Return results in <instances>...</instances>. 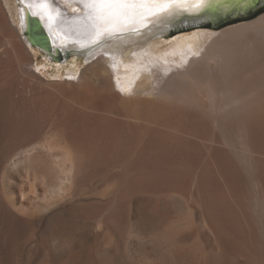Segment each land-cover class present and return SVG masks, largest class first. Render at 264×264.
Returning a JSON list of instances; mask_svg holds the SVG:
<instances>
[{
  "label": "bare ground",
  "instance_id": "obj_1",
  "mask_svg": "<svg viewBox=\"0 0 264 264\" xmlns=\"http://www.w3.org/2000/svg\"><path fill=\"white\" fill-rule=\"evenodd\" d=\"M16 1L17 24L33 53L25 32L28 14L39 17L49 34L50 58L84 54L92 62V76L105 75L107 86L95 85L93 93L81 97L84 111L75 108L57 120L26 108L7 82L5 91L0 88V173L5 179L0 264L24 259L25 244L39 231V212L47 209L52 216L56 211L49 209L58 202L70 212L74 179L90 168L104 164L98 169L105 171L122 163L123 175L150 178L177 172L173 162L182 159L217 162L228 187L258 190L254 237L264 257V15L219 33L165 39L183 27L211 25L214 16L231 21L243 13L250 16L264 8V0L241 12L223 10L221 0L216 13L161 15L145 21L146 27L136 25L138 32L95 44L87 36L80 0H46L43 6L41 0ZM6 28L2 22L0 37ZM8 45L13 63L31 53L18 40ZM250 146L261 157L248 155Z\"/></svg>",
  "mask_w": 264,
  "mask_h": 264
},
{
  "label": "rangeland",
  "instance_id": "obj_2",
  "mask_svg": "<svg viewBox=\"0 0 264 264\" xmlns=\"http://www.w3.org/2000/svg\"><path fill=\"white\" fill-rule=\"evenodd\" d=\"M9 1L0 0V24L5 22L7 26L6 34L0 37L2 91L7 82L15 97L25 101L26 108L51 114L56 120L75 108L83 110L81 97L98 85L107 86L105 75L92 76V62H87L84 54L70 51L66 58L54 60L34 46L33 53L17 24V1ZM263 15L264 8L218 27H183L165 39L169 42L201 31L219 33ZM9 40L22 42L31 52L21 55V63L11 60ZM85 110L92 112L86 107ZM247 148L248 155L259 157L253 146ZM173 164L179 174L161 173L151 179L123 175L122 163L105 167V171L98 169L104 164L97 165L85 176L75 177L70 212L61 210L60 202L50 207V212L56 211L52 216L47 209L39 212V231L25 244V257L17 264H264L254 237L260 211L254 201L258 190L228 187L217 162L182 159ZM205 169L208 171L204 175ZM4 184L1 172V197Z\"/></svg>",
  "mask_w": 264,
  "mask_h": 264
},
{
  "label": "snow or ice",
  "instance_id": "obj_3",
  "mask_svg": "<svg viewBox=\"0 0 264 264\" xmlns=\"http://www.w3.org/2000/svg\"><path fill=\"white\" fill-rule=\"evenodd\" d=\"M67 4L68 0H64ZM221 0H80L85 13L84 25L91 43L112 39L125 31L138 32L136 25L161 15L185 12L212 13ZM46 0H41V6ZM70 6V5H68ZM252 6V0H225V11L241 12ZM80 9L72 8V11ZM43 19V17H41Z\"/></svg>",
  "mask_w": 264,
  "mask_h": 264
},
{
  "label": "water",
  "instance_id": "obj_4",
  "mask_svg": "<svg viewBox=\"0 0 264 264\" xmlns=\"http://www.w3.org/2000/svg\"><path fill=\"white\" fill-rule=\"evenodd\" d=\"M260 1L261 0H252V5H255V4L259 5ZM259 11L254 12L250 16L254 15L255 13H257ZM214 13H216V11ZM245 17H249V16H246V14L243 13L242 16H240L239 18H245ZM27 18H28L27 19V28H26L25 32L27 33V36H28L29 40L31 41L32 45L34 47L40 48L45 53L51 52L52 41H51V38H50L49 34L47 33L46 29L44 28L43 23L41 22L40 18L37 16H32L31 14L30 15L28 14ZM219 19H220V17H218V16L212 17V19L210 20L211 26L212 27H218V26H220L226 22L231 21V20L227 19L226 17L221 18V20H219ZM69 53L70 52H67L66 54H60L59 53V54H56L51 59L61 60V59L66 58V56Z\"/></svg>",
  "mask_w": 264,
  "mask_h": 264
}]
</instances>
